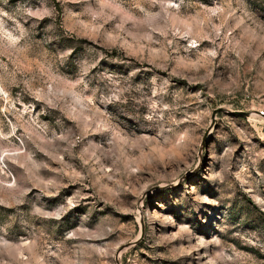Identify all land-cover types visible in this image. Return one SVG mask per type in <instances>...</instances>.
Instances as JSON below:
<instances>
[{"label":"rangeland","instance_id":"rangeland-1","mask_svg":"<svg viewBox=\"0 0 264 264\" xmlns=\"http://www.w3.org/2000/svg\"><path fill=\"white\" fill-rule=\"evenodd\" d=\"M253 1L0 0V264H264Z\"/></svg>","mask_w":264,"mask_h":264},{"label":"trees","instance_id":"trees-1","mask_svg":"<svg viewBox=\"0 0 264 264\" xmlns=\"http://www.w3.org/2000/svg\"><path fill=\"white\" fill-rule=\"evenodd\" d=\"M256 1L259 2V3H264V0H255V2H256ZM255 2L253 1V2H251V3L253 4V3H255ZM252 4H251V6H250L252 9H255V10H256L257 8H258V9H264V7L259 6V4H255V5H254V4L252 5ZM257 5H258V6H257Z\"/></svg>","mask_w":264,"mask_h":264},{"label":"water","instance_id":"water-1","mask_svg":"<svg viewBox=\"0 0 264 264\" xmlns=\"http://www.w3.org/2000/svg\"><path fill=\"white\" fill-rule=\"evenodd\" d=\"M237 112L241 113V114H245L246 111H241V110H237Z\"/></svg>","mask_w":264,"mask_h":264}]
</instances>
